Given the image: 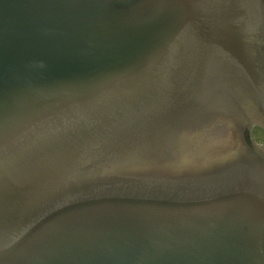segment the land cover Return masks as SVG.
<instances>
[{
    "label": "water",
    "instance_id": "water-1",
    "mask_svg": "<svg viewBox=\"0 0 264 264\" xmlns=\"http://www.w3.org/2000/svg\"><path fill=\"white\" fill-rule=\"evenodd\" d=\"M254 126L264 0H0V264H264Z\"/></svg>",
    "mask_w": 264,
    "mask_h": 264
},
{
    "label": "flooded vegetation",
    "instance_id": "flooded-vegetation-1",
    "mask_svg": "<svg viewBox=\"0 0 264 264\" xmlns=\"http://www.w3.org/2000/svg\"><path fill=\"white\" fill-rule=\"evenodd\" d=\"M255 130H257V132L255 131ZM256 133H255V132ZM259 131V132H258ZM263 135L262 136V139H261V141H258L257 139H259V137H260V135ZM251 137H252V139L258 144V145H260V146H262V145H264V130L263 129H261L260 127H258V126H254L253 128H252V130H251Z\"/></svg>",
    "mask_w": 264,
    "mask_h": 264
},
{
    "label": "trees",
    "instance_id": "trees-1",
    "mask_svg": "<svg viewBox=\"0 0 264 264\" xmlns=\"http://www.w3.org/2000/svg\"><path fill=\"white\" fill-rule=\"evenodd\" d=\"M263 136V135H262ZM263 140V139H262Z\"/></svg>",
    "mask_w": 264,
    "mask_h": 264
}]
</instances>
